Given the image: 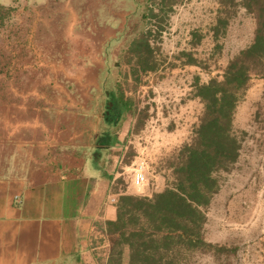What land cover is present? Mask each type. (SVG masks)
Instances as JSON below:
<instances>
[{"label": "crops", "instance_id": "obj_1", "mask_svg": "<svg viewBox=\"0 0 264 264\" xmlns=\"http://www.w3.org/2000/svg\"><path fill=\"white\" fill-rule=\"evenodd\" d=\"M94 1L96 21H77L74 29L79 32L68 39L65 53L57 56L50 44L48 54L38 53L39 65L30 69V78L24 68L22 84L0 87V264H110L106 223L117 219L121 195L151 197L167 186L165 178L163 188L147 183L140 188L130 181L125 185L134 159L137 116L127 114L120 122L103 115L104 104L116 99L120 85L128 97L151 88L155 94L158 84L167 83L162 68L146 74L132 70L153 0H114L107 8L102 0ZM66 7L79 12L78 19L92 13L84 0H68ZM239 9L248 15L244 7ZM234 24L230 22L228 31ZM256 28L257 23L236 54L253 43ZM182 51L175 55L178 62ZM198 76L208 82L194 74L193 97ZM196 99L186 116V133L176 135L182 142L193 140L204 112ZM127 241L128 232L126 255Z\"/></svg>", "mask_w": 264, "mask_h": 264}, {"label": "rangeland", "instance_id": "obj_2", "mask_svg": "<svg viewBox=\"0 0 264 264\" xmlns=\"http://www.w3.org/2000/svg\"><path fill=\"white\" fill-rule=\"evenodd\" d=\"M102 1L106 8L114 2ZM67 2L0 0V5H20L13 18L0 28V87L22 84V70L25 68V77L31 76L30 69L39 65L38 53L48 54L50 44H53L51 52L57 56L65 53L66 42L79 32L74 29L78 20H85V25L96 21L94 0H84L87 12L92 10L84 19H78L80 13H72L66 7ZM228 13L235 14L231 22L234 20L236 27L229 31L227 28L215 39L213 27L219 17H227ZM255 24L253 15L240 12L230 0H175L158 54L167 83L158 84L152 98L150 90L139 97L144 103L150 101L159 108L150 109L144 128L134 133V159L126 172L125 185L126 181L132 182L133 164L145 159L146 187L159 184V188L164 187L162 180H167L171 173L167 160L188 142H182L176 135L186 133L190 121L186 116L193 112L191 105L199 102L191 94L193 75L200 73L204 81L221 78L229 59L250 41ZM194 30L204 35L195 49L190 44ZM182 50L194 52L200 65L176 61L175 55ZM62 64L56 62L57 67ZM235 131L243 139L241 156L231 171L221 174V190L207 210L205 236L214 247L210 251L195 252L185 264H264V77L254 78L244 92L235 115Z\"/></svg>", "mask_w": 264, "mask_h": 264}, {"label": "trees", "instance_id": "obj_3", "mask_svg": "<svg viewBox=\"0 0 264 264\" xmlns=\"http://www.w3.org/2000/svg\"><path fill=\"white\" fill-rule=\"evenodd\" d=\"M174 2L153 0V7L147 8L144 42L135 50L137 59L134 63H128L132 64L134 74L160 69V41ZM230 2L234 7H244L254 16L257 23L255 39L229 61L221 78L214 77L206 83L198 76L194 97L201 99L204 112L193 140L183 144L167 160L171 173L167 176L165 189L151 197L121 195L117 219L106 223L112 242L110 264H124L126 257L127 264H185L195 252L210 251L214 247L205 236L207 210L221 190V174L231 171L241 156L243 139L235 131L236 111L251 81L264 77V0ZM156 3L161 6L158 8ZM19 6L0 5V28L13 18ZM233 15L228 13L227 17L218 18L213 27L215 39L227 30ZM203 39L204 35L194 30L190 42L193 49ZM182 57L184 64L200 65L192 51H182ZM149 90L152 98L153 89ZM134 94L127 97L120 85L116 99L110 97L104 104L103 115L106 113L110 121L120 118L122 122L127 114H136V133L144 128L151 105L143 106L141 95L136 91ZM119 182L123 183V179ZM126 232L127 255L123 244Z\"/></svg>", "mask_w": 264, "mask_h": 264}, {"label": "built area", "instance_id": "obj_4", "mask_svg": "<svg viewBox=\"0 0 264 264\" xmlns=\"http://www.w3.org/2000/svg\"><path fill=\"white\" fill-rule=\"evenodd\" d=\"M132 182L135 186L140 188L148 182L145 159H142L140 162H138V164H134ZM112 201L115 202L116 199L112 198Z\"/></svg>", "mask_w": 264, "mask_h": 264}]
</instances>
